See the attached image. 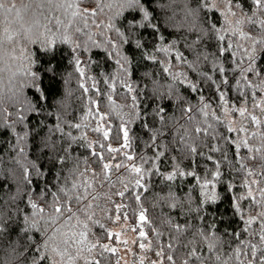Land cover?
Returning a JSON list of instances; mask_svg holds the SVG:
<instances>
[{
    "label": "snow or ice",
    "instance_id": "6c2138e0",
    "mask_svg": "<svg viewBox=\"0 0 264 264\" xmlns=\"http://www.w3.org/2000/svg\"><path fill=\"white\" fill-rule=\"evenodd\" d=\"M121 250L264 264V0H0V264Z\"/></svg>",
    "mask_w": 264,
    "mask_h": 264
},
{
    "label": "trees",
    "instance_id": "16d2710c",
    "mask_svg": "<svg viewBox=\"0 0 264 264\" xmlns=\"http://www.w3.org/2000/svg\"><path fill=\"white\" fill-rule=\"evenodd\" d=\"M153 71H157V69H152ZM144 71V68L142 67L141 68V72ZM67 72L68 73H73V69L70 65L67 66ZM95 72V69H93V73ZM70 79V83L67 84L66 86H63L65 88H67L68 90H75L76 89V77H75V74H73L71 77H69ZM61 88L62 86L59 84V82L56 83L55 85V88L53 90V103L56 102V99H58L61 95ZM79 95V92L78 91H74V96H78ZM72 103V106L73 108H77L78 105H79V101L75 100L74 98L70 101ZM133 129L134 131H138V124L137 125H133ZM113 134L115 135V129L113 130ZM139 135L142 136L144 139H147L146 136H144V134L142 132H139ZM113 145L116 146V141H113ZM137 148L138 150H140L139 148V144L137 145ZM220 212H224L225 211V207L222 206L220 207L219 209ZM129 223L132 224V218H131V215L129 217ZM113 227V230H114V227L115 225H112Z\"/></svg>",
    "mask_w": 264,
    "mask_h": 264
},
{
    "label": "rangeland",
    "instance_id": "374dc122",
    "mask_svg": "<svg viewBox=\"0 0 264 264\" xmlns=\"http://www.w3.org/2000/svg\"><path fill=\"white\" fill-rule=\"evenodd\" d=\"M121 223H123V221H121ZM129 223V222H128ZM129 225H131L129 223ZM114 230H119V228L117 226L114 227ZM136 237V233H128L127 238L129 239V241H131L132 239H134ZM133 251H136L135 247H133ZM122 256H124V260L126 262V264H132V260H133V256L131 255V253H126L123 250H121L120 253Z\"/></svg>",
    "mask_w": 264,
    "mask_h": 264
}]
</instances>
